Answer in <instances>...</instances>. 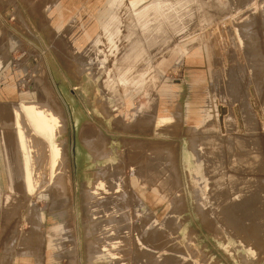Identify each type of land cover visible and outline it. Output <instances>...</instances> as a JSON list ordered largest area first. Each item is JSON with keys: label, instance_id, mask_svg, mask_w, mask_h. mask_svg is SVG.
I'll use <instances>...</instances> for the list:
<instances>
[{"label": "rangeland", "instance_id": "rangeland-1", "mask_svg": "<svg viewBox=\"0 0 264 264\" xmlns=\"http://www.w3.org/2000/svg\"><path fill=\"white\" fill-rule=\"evenodd\" d=\"M62 1L67 0H0V128H3L0 161L9 181L8 191L0 193V264H73L70 254L75 243L79 250L78 264H88L87 244L91 246L90 252L99 245V230L106 218L94 219L96 208L92 207V200L83 202L78 172L80 156L92 160L87 175L93 183L106 173L105 180L114 189L123 172L125 190L143 203V209L137 210L132 196L130 224L154 230L153 236L162 227L166 255L182 259L177 251L171 250L173 243L188 254L185 233L190 228L203 253L196 260H186L191 264H264V15L260 8L264 0H186L176 8L185 16L182 20L170 18L171 13H162L155 25H160L162 32L156 33L157 39L149 43L148 50L155 72L144 80L141 88L117 84V94L107 90L105 74L98 72L97 67L104 57L105 63L113 67L114 59L126 45L125 38L116 40L117 48L111 46L103 32L104 19H99L102 14L99 1L90 8L88 0H80L78 9L61 20ZM124 3L117 10L121 36L128 32L129 22L134 21L132 16L128 17V4ZM41 4L49 7L44 18L39 14ZM95 25L92 39L84 37ZM132 30L139 32L136 26ZM97 38L99 44L95 45L93 40ZM56 40L63 43L77 62L61 55ZM72 67L83 70V77L95 82L102 112L92 106ZM66 96H71L97 134L95 147L84 144L80 135L82 123L74 117ZM22 102L45 103L54 111L61 105L67 115L68 127L61 138L69 150L73 186L70 206L63 202L67 200L64 192L53 193L51 183L36 192L27 188L23 177L24 154L13 113ZM218 103L226 107L228 121L224 125L230 127V133L222 136L215 116ZM243 114H247L244 121ZM161 115L162 127L156 125ZM135 121L140 128H134ZM230 136L240 138L244 144L238 148L233 143L234 151L229 150ZM213 138L218 139L216 144L208 141ZM161 144L162 148L157 146ZM134 153L137 155L132 157ZM236 153L239 157H234ZM111 157L117 159L111 161ZM187 158L202 164L200 177L189 172ZM232 171L243 179L231 181L223 176V172L232 174ZM203 177L209 180L207 186ZM113 189L110 195L114 194ZM204 193L208 195L207 204ZM177 198L179 213H174ZM203 213H208L222 227L232 248L207 230ZM178 219L185 224L180 227ZM37 221L39 238L24 245V235ZM55 225H63L64 230L55 229ZM166 239L173 240L169 243Z\"/></svg>", "mask_w": 264, "mask_h": 264}, {"label": "bare ground", "instance_id": "bare-ground-1", "mask_svg": "<svg viewBox=\"0 0 264 264\" xmlns=\"http://www.w3.org/2000/svg\"><path fill=\"white\" fill-rule=\"evenodd\" d=\"M97 1L100 2L99 7H101V9H102V14H101V16H99L100 17L99 19H102V18L104 19L103 26H102L103 32L106 35L111 46H113V47L115 46L117 48L116 40H119V39L123 40V38H125V40H126V45L123 47V49L121 51V55L117 56L114 59L113 67H111V66H109V64L107 65L105 63V60L107 59L106 57H104V59H103L104 61L97 67L98 72L105 74L104 75V77L106 78L105 79V86H106L107 90L112 94H117V91H118L117 88H119V87H116L117 84L118 85L122 84V86L125 88L128 85L129 86H135L138 88L143 87L144 86V80L146 78L150 77L153 74V72H155V69H156L155 66L152 65V59L150 58V52H148L149 43H154L155 39H157V38H155L156 33L160 32V31L162 32V27L160 25L158 27H156L155 25L159 21V18H160L162 13H164V14L171 13L172 15L170 16V18H173L174 20H177V19L182 20L183 18H185L184 15L183 16L180 15L181 13H179L176 8H177V6L181 5L186 0H177V1H174V0H88L87 6H89L90 8H94L95 5L97 4L96 3ZM49 2H50V0H49ZM124 2H127V4H128V7L126 6V8H128V10H129L128 17L132 16L131 19L134 21L129 22V25L127 26L128 32L124 36H121L122 35L121 34V24H120V21H119L118 16H117V10L122 5L125 4ZM60 3H62L61 7H60V9H61L60 18H61V20H63L67 17V14L72 13L75 9H78V5L80 3V0H67L65 3H63V1ZM43 5L41 7H39L40 8L39 14H41V17L44 18L46 16L47 10H49V7H46V6L43 7ZM104 5H106V7ZM37 6H38V4H37ZM260 8H261L262 14L264 15V1L261 2ZM121 12H122V10H121ZM104 13L107 14L106 17H104V15H103ZM42 23H44V22L42 21ZM38 26H37V28L39 29ZM134 26H136L139 29L138 33L136 31L132 30V27H134ZM95 29H96V25L91 30L86 31L84 37L91 40L92 35L95 33L94 32ZM55 38L56 37H54V41H55ZM93 41H94L95 45L99 44V38H97L96 40L94 39ZM66 43L67 42H65V44ZM191 43H192V41L190 42V44ZM62 44L63 43H60L59 40H56L55 45H56L57 50L59 52L60 51L62 52L61 55L62 54L65 55V57H67L69 60H72L73 63L77 62V60L75 58H73L65 50V48L62 46ZM188 44H189V42H188ZM109 61H108V63H109ZM72 64H70V65L72 66ZM110 64H111V62H110ZM73 70H75L74 71L75 76L80 78V84H81V86H83L85 88V91H86V93L90 99V102L92 103V106L98 112H102L103 109H102V106L100 105L101 102L97 101V91H96L95 82L92 81L91 79L84 78L83 77V73H84L83 70H80L77 68H75V69L73 68ZM117 76L119 79H117ZM58 80H59V77H58ZM119 93H121V92H119ZM50 94L53 97H55L52 92H50ZM65 98L67 100V104H69V102H70L72 105L71 111L73 112L74 117L78 121H81V123H82L80 135H81V138H82L84 144L88 145L89 147L90 146L95 147L94 144L96 142H95L94 138L97 134H95V131H93L92 128H90V126L88 125V122L86 121V117H85L83 111L77 106V104L74 103L71 96H66ZM12 110H13V108H12ZM13 113L15 116V124L17 126V136H18L20 143H21L20 144V146L22 148L21 152H23V154H24V156H23L24 157V171L23 170L22 171L24 172L23 177H24V180H25V183L27 185L28 190L30 192H34V191L36 192L37 189L47 188L46 187L47 184L49 185V183H51L54 186L53 187V193L54 192L55 193L60 192V194H61L64 192V195H66L67 200H64L63 202H65V204H67V206L72 205L73 204V197H72L73 186L71 184V177H70V168H69V160L70 159L68 156L69 150L67 148L68 145H67L66 141H64L63 138H61V136H63V132L66 130L67 120H68L66 117L67 115H65L63 107L61 105H57V110L54 111L45 103L40 104V103H36V102H22L19 105V107L14 108ZM11 115H12V113H11ZM215 116L218 118L217 120H219L217 122H219L218 129L220 131L219 132L220 136H222L226 132L230 133V127L227 126V124L224 125V123H226L228 121L226 107H224L223 105L218 103L215 107ZM4 117H5V115H4ZM75 118H74V120H75ZM138 118H139V116H138ZM242 118H243L242 121H244V118L246 120L247 114H243ZM8 119H10V118H8ZM11 120H12V118H11ZM1 121H3V120H1ZM169 121H170V118L166 119L165 122H169ZM135 122L136 123L133 125L134 128H140L139 123H137V121H135ZM7 123H9V121ZM163 123L164 122H162V115H161L158 117V119L156 121V125L162 127ZM0 129H3V128H0ZM12 134H13V132H12ZM64 135H65V133H64ZM11 136H13V135H11ZM98 137H99V135H98ZM4 138H5V136H4ZM234 138H232L231 136L228 137L227 145H228L229 150L234 148L233 143L235 145H237L238 148L241 147L240 145L244 144V141L241 140L240 138H236V137H234ZM7 139H9V138L7 137ZM96 139H98V138H96ZM232 139H234V140H232ZM66 140H67V138H66ZM208 141H212L213 143L216 144L218 139L213 138V139L208 140ZM17 142H18V140H17ZM103 142H105L104 139H103ZM103 142H102V144H103ZM7 143H6V145H7ZM96 144H98V143H96ZM11 146H12V144H11ZM98 146H97V149H98ZM157 146H161V148H162V144L157 145ZM13 149H15V148L13 147ZM91 149H89V150H91ZM94 149H96V148H94ZM78 150H80V149H78ZM98 150L100 151V149H98ZM14 151H16V150H14ZM213 151H215V150H213ZM233 151H234V149H233ZM142 152H144V151H142ZM170 152L173 153V148L170 149ZM139 153H140V151H139ZM137 154H135V153L132 154V157H135ZM10 156H12V155H10ZM100 156H101V154H100ZM173 157H174V155H173ZM234 157H239V155L236 153L234 155ZM80 158H79L80 161H79V166H78V172H79V176L81 177V180H82L81 194H82L83 202L86 203V201H89L90 199L92 200L91 205H92V207L96 208V211L93 213L94 219H97L99 217L106 218V220L104 221L103 225L100 227V230H99L100 237L97 238L99 245L97 247H95L94 249H92V251L90 252L91 246H90V244H87L86 248H87L88 264H191V262H189V261L187 262L186 260H188V259H190V261L192 259L196 260L199 257L203 256V253H202L200 247L198 246V242H197V238L195 236V233L190 228H186L187 231L185 233V237L187 238V243H186L187 247L186 248H187L188 254L185 255L183 253V250H181V248H180L181 246H179L178 243H173V245H172L173 249H171V250L177 251V253L179 254V257H182V259L174 258L173 256L170 257L171 255L170 256L166 255V253H167L166 250H168V249L167 248L163 249V247L165 245H163L164 243H162V227L159 228L160 229L159 231L157 230L156 234L154 235L156 237L154 238V236H153V234L155 233L154 230L148 231L147 228H144V226H142V225L136 224L137 222H135V221L134 222L136 225L130 224L129 221L132 220L131 216H133V215H131L132 214V209H131L132 206H131V202H130L132 196L134 198L133 200L136 203L137 210H138V207H140L141 210L143 209V207H142L143 203H141L138 196L132 195L130 197L129 192L127 190H125V187H124L125 179H124L123 172L121 171L120 174L118 173L120 175V178L117 181V186L114 189L111 187L114 190V192H113L114 194L112 193L113 195H116L115 192H118L117 193L118 196L117 195L113 196V195H110L111 193L109 194V192H111L112 189L109 188L108 181L105 180V178L107 179V177L105 175L106 173L105 174L102 173V177L99 178L97 181L95 180L96 182L93 183V181L91 179H89V177L87 175L88 174L87 172L90 170V168L92 166V162H91L92 160L88 157L83 158L80 156ZM115 159H117V158H115V157L110 158L111 161L115 160ZM187 161H188V165L190 167L189 172L192 175H196V176L200 177L202 174V172H201L202 164L198 163V162L191 161L189 158H187ZM99 163L100 162H96V164H99ZM226 163H227V159H226ZM137 164H139V163H137ZM229 164H231V163H229ZM239 164H241V163H239ZM132 166H133V171H135L136 162H135V164L133 162ZM142 167L145 168L144 166H142ZM115 168H117V167H115ZM115 168H113V169H115ZM99 169H100V167H99ZM102 172H105V169ZM110 173L113 175L112 172H110ZM233 174H234L233 171H232V174H229L228 172H225V173L223 172V176H228L231 181H240L243 179L242 177L236 176L237 174L236 175H233ZM251 174H253V173H251ZM251 174H249V175H251ZM137 175H138V173H137ZM95 176L97 177V175H95ZM139 176H141V175H139ZM251 176H254V175H251ZM258 176H260V175H258ZM111 178H112V176H111ZM201 179L204 180V182L207 186L209 180L207 178H204V177ZM150 183H152V182H150ZM112 184H110V185H112ZM211 186H212V184H211ZM14 187H15V185H14ZM17 190L20 191V189H17ZM163 191H165V190H163ZM55 195H57V194H55ZM59 197H62V196H59ZM204 197H205L204 198L205 199L204 204H207L208 195H206V193H204ZM16 201H18V200H16ZM178 202H179V199L177 198L174 201V205H173L174 213H179V203ZM11 203H12V201H11ZM84 203H83V206L85 205ZM20 205H21V203H20ZM167 206H168V204H167ZM224 206H226V205H224ZM250 206L252 207L253 205L251 204ZM234 207L232 209H234ZM224 208L221 210L224 211ZM226 208H225L226 210H229V207H226ZM97 209H98V211H97ZM237 209H235V210H237ZM235 210H234V212H235ZM239 211L240 210H238V212ZM227 213H228V211H227ZM203 215H204V213H203ZM208 215H209L208 213L207 214L205 213V215H204L205 219L203 220L204 225L207 228V230H209L211 233H213L217 237L222 238L225 241V245L227 247L232 248V246L226 240L227 236H226L225 232L223 231L222 227L217 222L213 221ZM242 215H243V213H242ZM228 217H229V214H228ZM238 217H240V214ZM243 217H244V215H243ZM243 217H241V218H243ZM38 221L34 225V228L31 231H29L26 235H24V237L22 239L24 245H27L31 240H34L33 238H35V239L39 238L38 235H36V231L38 229L37 226L39 225ZM43 221H44V218H43ZM235 221H237V220H235ZM28 222L31 223V221H28ZM149 222H150V220H149ZM178 222H179L180 227L183 226V224H185V221L183 219L182 220L178 219ZM32 223H35V222H32ZM39 223H40V221H39ZM120 223H122L123 226L120 225ZM146 223H147V221H146ZM237 224H236V226H237ZM144 225L146 227V224H144ZM233 225H235V224H233ZM62 226L63 225H55L54 228L57 230H59V229L62 230L63 229ZM243 226H241V227H243ZM155 228L157 229V227H155ZM170 228H171V226H170ZM233 231H234V229H233ZM244 234H245V231H244ZM74 236L75 237H73V238L76 240L77 239L76 235H74ZM165 236H166V234H165ZM247 236H249V235L247 234ZM172 240L173 239H171V241ZM168 241H169V243H171L170 240H167V242ZM76 244L77 243L74 244V247L71 250L72 254H70V256H72V258H74L73 264H78V261H79L78 260L79 250H78ZM33 246H35V245H33ZM169 248H171V247H169ZM29 251H30V249H29ZM252 252H253V254H256V250H252ZM50 257L48 259H50ZM42 259L40 257L39 261L41 262ZM91 262H93V263H91Z\"/></svg>", "mask_w": 264, "mask_h": 264}, {"label": "crops", "instance_id": "crops-1", "mask_svg": "<svg viewBox=\"0 0 264 264\" xmlns=\"http://www.w3.org/2000/svg\"><path fill=\"white\" fill-rule=\"evenodd\" d=\"M8 182L9 181H8L7 173L5 172V166L0 161V193H5L8 191V188H9Z\"/></svg>", "mask_w": 264, "mask_h": 264}]
</instances>
